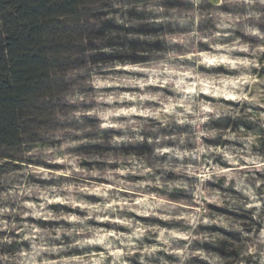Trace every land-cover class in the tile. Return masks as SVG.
Returning <instances> with one entry per match:
<instances>
[{
    "label": "clouds",
    "instance_id": "obj_1",
    "mask_svg": "<svg viewBox=\"0 0 264 264\" xmlns=\"http://www.w3.org/2000/svg\"><path fill=\"white\" fill-rule=\"evenodd\" d=\"M74 7L0 116V264H264V0Z\"/></svg>",
    "mask_w": 264,
    "mask_h": 264
},
{
    "label": "trees",
    "instance_id": "obj_2",
    "mask_svg": "<svg viewBox=\"0 0 264 264\" xmlns=\"http://www.w3.org/2000/svg\"><path fill=\"white\" fill-rule=\"evenodd\" d=\"M75 2L0 0V116L44 83L38 75V69L48 62L42 47L44 38L64 27L57 19L75 13Z\"/></svg>",
    "mask_w": 264,
    "mask_h": 264
}]
</instances>
